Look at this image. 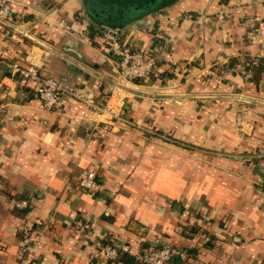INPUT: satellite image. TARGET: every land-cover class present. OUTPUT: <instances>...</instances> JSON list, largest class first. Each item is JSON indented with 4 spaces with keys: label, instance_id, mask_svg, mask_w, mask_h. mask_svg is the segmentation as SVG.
<instances>
[{
    "label": "crops",
    "instance_id": "obj_1",
    "mask_svg": "<svg viewBox=\"0 0 264 264\" xmlns=\"http://www.w3.org/2000/svg\"><path fill=\"white\" fill-rule=\"evenodd\" d=\"M7 1L15 26L81 53L115 79L99 34L108 19L102 8L126 0ZM156 5L121 31L123 41L157 55L159 77L128 86L152 95L264 101V69L257 80L244 70L251 60L264 68V0ZM14 65L79 88L109 112L73 99L45 110L34 83H19ZM112 114L129 123L112 122ZM88 172L96 174L91 191L80 187ZM263 179V105L136 96L0 24V264H111L105 243L125 245L129 264H141L142 250L163 246L184 255L173 264H264ZM79 220L89 228L79 229ZM25 229L34 238L28 252L21 247Z\"/></svg>",
    "mask_w": 264,
    "mask_h": 264
},
{
    "label": "built area",
    "instance_id": "obj_2",
    "mask_svg": "<svg viewBox=\"0 0 264 264\" xmlns=\"http://www.w3.org/2000/svg\"><path fill=\"white\" fill-rule=\"evenodd\" d=\"M41 0H31L37 3ZM12 4L4 0L0 6V19L6 22H12ZM219 21L226 19L225 12L218 15ZM13 24V23H12ZM256 19L249 18L246 21V26L254 30L256 28ZM100 37L105 52L110 55L115 63L117 70L115 74V81L128 85L133 84L136 80L149 82L153 78L159 77V68L157 64V55L153 51H146L138 48L135 45L123 41L122 31L119 28L103 27L100 30ZM257 65L258 60H251L246 63ZM13 68L22 75L23 79L34 83L35 94L41 101L42 107L48 111L57 110L61 104L67 99H73L83 102L89 110L102 114L109 112L107 104H98L94 99L85 96L79 88L65 85L64 83L50 77H46L41 72L33 67L21 68L14 65ZM225 71V70H224ZM224 73V72H223ZM252 72H246V79L251 78ZM112 122L129 123L128 120L122 118L120 115L112 114ZM96 174L88 172L80 181V187L86 190H93L95 187ZM264 188V179L262 183ZM20 207H28L27 201H22L18 204ZM39 224H42L39 222ZM77 227L81 230H86L89 225L82 220L77 221ZM34 241L32 232L28 229L23 230V238L21 240V247L23 252H28L31 249ZM3 248V243L0 240V251ZM101 251L105 259L111 264H123L120 260L121 252H129V249L118 243H105L101 246ZM181 258L184 259L182 252L171 246L151 247L142 250L136 257L141 264H173V261Z\"/></svg>",
    "mask_w": 264,
    "mask_h": 264
},
{
    "label": "water",
    "instance_id": "obj_3",
    "mask_svg": "<svg viewBox=\"0 0 264 264\" xmlns=\"http://www.w3.org/2000/svg\"><path fill=\"white\" fill-rule=\"evenodd\" d=\"M0 24L22 36L25 38L31 40L38 46H41L42 48L52 52L53 54L59 56L61 59H63L65 62L71 64L72 66L82 70L83 72H86L88 74H91L98 79L110 84L111 86L120 89L122 91H125L127 93L140 96V97H148L152 99H167V100H176V99H185V98H196V99H237V100H242V101H247V102H252V103H257L261 104L264 106V101L258 100L255 98H250L246 96H239V95H234V94H206V95H194V96H179V95H152V94H147L144 92H140L138 90L133 89L132 87L119 83L107 76H104L100 72L96 71L93 69V66L88 63L84 58L83 55L79 52H72L71 50H68L67 48H61L58 45H51L36 36H33L26 30H22L15 26L14 24L10 22H6L0 19ZM76 49V48H75ZM23 77L21 74L18 73V80L19 83L22 81Z\"/></svg>",
    "mask_w": 264,
    "mask_h": 264
},
{
    "label": "trees",
    "instance_id": "obj_4",
    "mask_svg": "<svg viewBox=\"0 0 264 264\" xmlns=\"http://www.w3.org/2000/svg\"><path fill=\"white\" fill-rule=\"evenodd\" d=\"M137 5L139 6L138 7L132 6L133 7L132 9H130L131 6L128 7L127 3L114 5L112 9L109 8L108 19L103 20V22L108 27L121 29L123 25H125L130 19L135 18V16L145 15V14L151 13L159 9V6L154 5V4L151 6L149 5L142 6L140 4H137ZM137 12L139 13L136 14ZM116 15L120 18L116 17ZM263 69L264 68L263 66H261L260 63H258L257 65L249 64L248 66L244 67V70L246 72L251 71L252 74H255V78H254L255 80H257L256 79L257 74L260 71H263ZM160 75L162 76V74ZM134 83L139 84L142 82L140 80H136ZM119 256L123 264H129V259L127 258V255L125 252H121Z\"/></svg>",
    "mask_w": 264,
    "mask_h": 264
},
{
    "label": "flooded vegetation",
    "instance_id": "obj_5",
    "mask_svg": "<svg viewBox=\"0 0 264 264\" xmlns=\"http://www.w3.org/2000/svg\"><path fill=\"white\" fill-rule=\"evenodd\" d=\"M140 1V0H139ZM157 2H158V0H142V1H140V2H138L140 5H142V6H144V5H149V6H151V5H156L157 4ZM103 14H104V16H106L107 17V15L109 14L108 13V9L109 8H106L105 6H103ZM91 10V9H90ZM137 10V9H136ZM116 17H118L117 15H116ZM118 18H120V17H118Z\"/></svg>",
    "mask_w": 264,
    "mask_h": 264
},
{
    "label": "rangeland",
    "instance_id": "obj_6",
    "mask_svg": "<svg viewBox=\"0 0 264 264\" xmlns=\"http://www.w3.org/2000/svg\"><path fill=\"white\" fill-rule=\"evenodd\" d=\"M140 1H142V0H140ZM140 1L139 0H126L125 3H127L128 7L131 6L130 9H132L133 8L132 6L138 7L139 5H137V4H139L138 2H140Z\"/></svg>",
    "mask_w": 264,
    "mask_h": 264
}]
</instances>
